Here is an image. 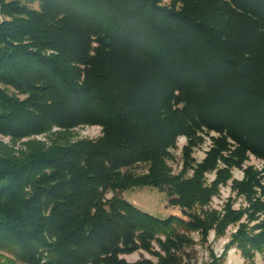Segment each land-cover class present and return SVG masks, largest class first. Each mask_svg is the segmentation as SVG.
Segmentation results:
<instances>
[{
	"label": "trees",
	"instance_id": "16d2710c",
	"mask_svg": "<svg viewBox=\"0 0 264 264\" xmlns=\"http://www.w3.org/2000/svg\"><path fill=\"white\" fill-rule=\"evenodd\" d=\"M81 126L102 133L74 139ZM251 156L264 166V0H0V264H198L193 233L231 225L225 251L257 264ZM229 181L246 206L211 207ZM142 185L180 214L124 198Z\"/></svg>",
	"mask_w": 264,
	"mask_h": 264
},
{
	"label": "rangeland",
	"instance_id": "374dc122",
	"mask_svg": "<svg viewBox=\"0 0 264 264\" xmlns=\"http://www.w3.org/2000/svg\"><path fill=\"white\" fill-rule=\"evenodd\" d=\"M101 133L102 130L100 126H81L74 130V139L84 137L96 138L100 136ZM38 138L44 139L43 136H39ZM5 140L8 141V138H5ZM185 142V137L179 138L178 149L174 151L176 158L174 160H170V164L175 172L180 171L182 168L181 150ZM211 145L212 140L210 139V137H207L205 139V142L195 150V157L199 161L202 160L205 157L206 152L210 149ZM248 165H254L259 169H262L264 167L263 162L255 158L254 156H251L250 159L245 163V166ZM207 177L208 180L211 181L214 179L215 175L214 173H212L208 174ZM233 177L235 179H242L243 170L240 168H234ZM122 194L125 199L135 204L139 209L155 217L164 219L170 214H180V210L178 207L168 204V196L166 194V191L158 189L154 186H133L125 189ZM109 196H111V194H108V197ZM230 198L234 200L235 208L244 207L247 204L243 197L237 196L236 192L232 190L231 181H229L227 185L221 187L220 193L213 198L211 207L221 209L226 201ZM236 229L237 227L234 225L229 226L226 234L223 236H217L214 231H211L206 241H202L201 236L198 233H193L196 240L198 264H207L211 260V253L215 254L216 256H221L225 252L226 256L222 264H248L249 261L244 258L241 251L235 246L231 247L228 251H225L226 245L230 241L231 235L236 231ZM125 258L128 261H136L141 258H149L157 261V259L153 255L147 252H134L125 255ZM255 262L257 264H264V250L256 253Z\"/></svg>",
	"mask_w": 264,
	"mask_h": 264
}]
</instances>
